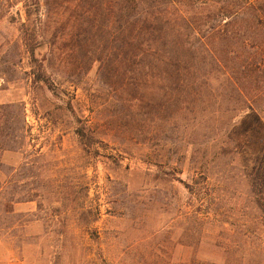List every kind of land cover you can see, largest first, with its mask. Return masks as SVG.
I'll return each instance as SVG.
<instances>
[{
	"label": "rangeland",
	"instance_id": "rangeland-1",
	"mask_svg": "<svg viewBox=\"0 0 264 264\" xmlns=\"http://www.w3.org/2000/svg\"><path fill=\"white\" fill-rule=\"evenodd\" d=\"M74 4L42 0L36 60L0 19V262L264 264V94L153 79Z\"/></svg>",
	"mask_w": 264,
	"mask_h": 264
},
{
	"label": "trees",
	"instance_id": "trees-1",
	"mask_svg": "<svg viewBox=\"0 0 264 264\" xmlns=\"http://www.w3.org/2000/svg\"><path fill=\"white\" fill-rule=\"evenodd\" d=\"M87 1L93 0H71L75 6ZM20 2L25 16L20 23L23 46L36 60V50L44 45L37 35L43 21L42 0H0V19ZM97 3L84 8L81 15L95 31L93 12L102 14L103 25L97 24L96 29L108 34L104 50L109 49L111 42L120 62L125 58L137 65L147 61L153 79L185 81L221 72L248 101L256 102L264 94V0ZM197 67L205 72L195 74L193 69ZM33 81L47 80L38 73ZM10 107L0 104V109ZM76 132L90 141L84 126L76 128Z\"/></svg>",
	"mask_w": 264,
	"mask_h": 264
},
{
	"label": "built area",
	"instance_id": "built-area-1",
	"mask_svg": "<svg viewBox=\"0 0 264 264\" xmlns=\"http://www.w3.org/2000/svg\"><path fill=\"white\" fill-rule=\"evenodd\" d=\"M0 264H2V263L0 262Z\"/></svg>",
	"mask_w": 264,
	"mask_h": 264
}]
</instances>
